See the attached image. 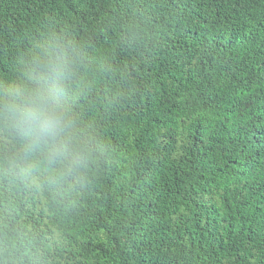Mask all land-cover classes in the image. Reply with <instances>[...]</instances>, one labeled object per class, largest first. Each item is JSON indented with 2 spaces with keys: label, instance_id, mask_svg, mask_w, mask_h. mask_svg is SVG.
<instances>
[{
  "label": "trees",
  "instance_id": "16d2710c",
  "mask_svg": "<svg viewBox=\"0 0 264 264\" xmlns=\"http://www.w3.org/2000/svg\"><path fill=\"white\" fill-rule=\"evenodd\" d=\"M0 264H264V0H0Z\"/></svg>",
  "mask_w": 264,
  "mask_h": 264
},
{
  "label": "clouds",
  "instance_id": "9594fccd",
  "mask_svg": "<svg viewBox=\"0 0 264 264\" xmlns=\"http://www.w3.org/2000/svg\"><path fill=\"white\" fill-rule=\"evenodd\" d=\"M59 91L60 84L53 79L50 85L36 87L27 98L10 107L15 127L27 138L29 151L41 150L55 141L62 125L57 107Z\"/></svg>",
  "mask_w": 264,
  "mask_h": 264
}]
</instances>
